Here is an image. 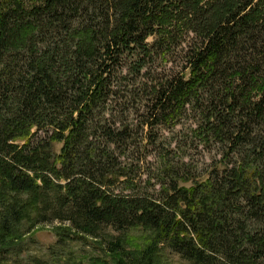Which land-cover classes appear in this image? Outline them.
I'll list each match as a JSON object with an SVG mask.
<instances>
[{
    "label": "trees",
    "instance_id": "trees-1",
    "mask_svg": "<svg viewBox=\"0 0 264 264\" xmlns=\"http://www.w3.org/2000/svg\"><path fill=\"white\" fill-rule=\"evenodd\" d=\"M178 45L182 74L163 76ZM190 109L199 144L220 153L213 170L197 178L187 154L155 145L167 158L139 186L153 126ZM10 197L0 246L35 211L72 224L61 242L101 238L115 264H166V250L264 264V0H0V202Z\"/></svg>",
    "mask_w": 264,
    "mask_h": 264
},
{
    "label": "rangeland",
    "instance_id": "rangeland-1",
    "mask_svg": "<svg viewBox=\"0 0 264 264\" xmlns=\"http://www.w3.org/2000/svg\"><path fill=\"white\" fill-rule=\"evenodd\" d=\"M182 37L183 35L179 36V38ZM184 43L185 42H181L180 45H185ZM180 45L177 46L176 52L172 53L169 59L163 57L160 60L157 65L158 73L164 76V72L171 70L172 72L177 71L178 74H182V72H180L181 63H179ZM179 118V123L176 125H174L173 122L167 121V123L161 127L153 126L154 128L150 131V134L152 135L151 137L154 139L152 142L153 145L147 146V150L150 153L147 154L143 148L140 149L142 155L145 154L147 166L141 168L140 172L137 174L139 180L138 177H135V182L139 183V186L146 185L149 169H153L157 172L159 169L158 160L165 156L159 155V150H151L155 145L157 146V149H164L165 151L163 152L168 154V157L169 150L174 151L172 156H175L176 159H178L180 155L187 154L188 157H183L186 162L192 164L190 165L191 173L197 178L207 177L214 168L212 164H215L214 162L220 159V153L218 150H207L203 148L199 144V136L192 131L193 128L201 122L200 120L202 118L199 111L190 109L186 113L180 114ZM127 119L129 121H131V119L134 120L135 124L142 121L136 115L131 116V118L127 117ZM147 136L149 138V135ZM148 141H150V139H148ZM61 145V143L56 144L57 151L60 149ZM177 145L179 147L175 148ZM124 157H122V160ZM138 157L140 158V156ZM138 157L136 155V158ZM165 158L167 157L165 156ZM151 182L154 183L155 186H150V189L152 193L154 192L156 194L161 181L153 178ZM122 188H127V184L119 182L115 187V194L121 193ZM12 197H14V195H12ZM12 197L6 202H0V213L7 211L10 204L14 201ZM16 197H19L23 202H28V198L32 197V195L31 193L26 192V194ZM30 215L31 222L25 217L19 225V229L23 234L22 239L15 241L10 245L0 246V264H35V258L46 261L47 264H100L95 262L100 259H107L109 261L108 264H115V259H113L108 253L103 252L101 245L98 243L101 238L96 239L80 233L78 235L79 237L74 235L61 242L60 234L67 233L68 231H71L72 233L75 232L71 229L72 224L69 221L61 220L56 216H53V219L50 221H43L41 215H39V213L37 214L35 211H32ZM36 219L39 221L37 222ZM99 234L102 239L104 236H109V232L106 230ZM130 234V236H140V232L136 231L131 232ZM114 235L116 236V234ZM128 247L132 248L130 245ZM163 254L166 257V264H187L186 261L180 259L175 254L170 253L168 250Z\"/></svg>",
    "mask_w": 264,
    "mask_h": 264
}]
</instances>
